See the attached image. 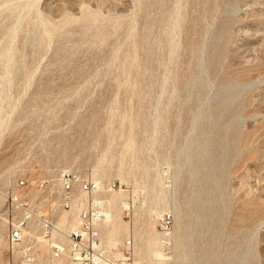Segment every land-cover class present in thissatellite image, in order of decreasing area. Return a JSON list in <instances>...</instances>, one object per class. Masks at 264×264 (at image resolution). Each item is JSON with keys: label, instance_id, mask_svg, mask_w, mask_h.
Returning a JSON list of instances; mask_svg holds the SVG:
<instances>
[{"label": "rangeland", "instance_id": "1", "mask_svg": "<svg viewBox=\"0 0 264 264\" xmlns=\"http://www.w3.org/2000/svg\"><path fill=\"white\" fill-rule=\"evenodd\" d=\"M64 168L131 189L140 264H264V0H0V264L15 181Z\"/></svg>", "mask_w": 264, "mask_h": 264}, {"label": "built area", "instance_id": "2", "mask_svg": "<svg viewBox=\"0 0 264 264\" xmlns=\"http://www.w3.org/2000/svg\"><path fill=\"white\" fill-rule=\"evenodd\" d=\"M130 190L67 168L18 178L6 200L12 221L5 239L14 264H140L132 235L116 240L106 234L112 193H128L120 202L123 218L134 203ZM172 223L169 210L154 216L163 244L168 245Z\"/></svg>", "mask_w": 264, "mask_h": 264}, {"label": "bare ground", "instance_id": "3", "mask_svg": "<svg viewBox=\"0 0 264 264\" xmlns=\"http://www.w3.org/2000/svg\"><path fill=\"white\" fill-rule=\"evenodd\" d=\"M96 179V178H95ZM119 194H121V196H122V198H121V196H120V199H119V201H121L122 202V200H124V199H126V196H127V192H118ZM129 194H131L132 196H133V192L130 190V193ZM128 197V196H127ZM112 200H113V202L115 201V196H114V193H112V195H111V198H110V210L114 207L113 206V202H112ZM125 201L122 203L123 205H125ZM134 204V203H133ZM117 208H119V210H120V213L118 214L119 215V218L122 220V217H121V203H119V204H117ZM130 209H131V214L133 215V205L132 206H130ZM111 214H110V211L108 212V214H107V227H108V225H109V223H110V220H111ZM3 221H4V225H5V228L7 229V226H8V224L12 221V217H8V216H4V219H3ZM111 231H113V229H109L108 231H107V228H106V234H107V237L109 238V239H119V238H121V237H124V236H126V235H132L131 234V232H129L128 230L127 231H125L124 233H122V234H120V235H110L109 233H111ZM159 231V230H158ZM109 232V233H108ZM159 233H160V237L162 238V233H161V231H159ZM171 232H170V234H169V237H168V239L170 240L171 239ZM132 238H133V235H132ZM6 240V239H5ZM6 244H7V252H9V253H11L10 251H11V248L9 247V245H8V243L6 242ZM133 253H134V248H133Z\"/></svg>", "mask_w": 264, "mask_h": 264}]
</instances>
